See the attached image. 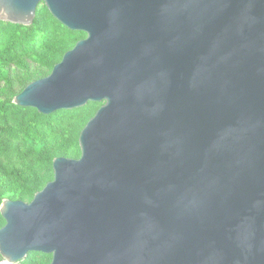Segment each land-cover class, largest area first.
Instances as JSON below:
<instances>
[{
    "label": "water",
    "instance_id": "obj_1",
    "mask_svg": "<svg viewBox=\"0 0 264 264\" xmlns=\"http://www.w3.org/2000/svg\"><path fill=\"white\" fill-rule=\"evenodd\" d=\"M85 37L13 97L103 102L28 202L4 198L1 264H264V0H0Z\"/></svg>",
    "mask_w": 264,
    "mask_h": 264
},
{
    "label": "trees",
    "instance_id": "obj_2",
    "mask_svg": "<svg viewBox=\"0 0 264 264\" xmlns=\"http://www.w3.org/2000/svg\"><path fill=\"white\" fill-rule=\"evenodd\" d=\"M70 30L40 2L30 25L0 20V203L30 201L53 177L55 157L78 158V137L103 102L42 114L13 97L50 73L64 52L85 37ZM0 214V227L4 224ZM2 257L0 255V264ZM51 254L29 251L17 264H49Z\"/></svg>",
    "mask_w": 264,
    "mask_h": 264
}]
</instances>
